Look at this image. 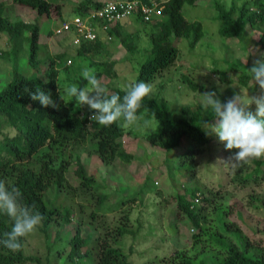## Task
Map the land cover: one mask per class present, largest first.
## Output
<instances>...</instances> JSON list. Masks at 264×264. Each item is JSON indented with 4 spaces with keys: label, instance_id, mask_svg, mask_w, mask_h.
<instances>
[{
    "label": "trees",
    "instance_id": "16d2710c",
    "mask_svg": "<svg viewBox=\"0 0 264 264\" xmlns=\"http://www.w3.org/2000/svg\"><path fill=\"white\" fill-rule=\"evenodd\" d=\"M14 1L34 9L38 18L43 16L53 18L54 13H57L59 17L61 16L57 25L66 18L63 14V3L66 0ZM196 1H164L163 15L153 21L155 29L150 34L153 56L141 64L137 82L155 81L169 71L180 56L178 44L183 38L188 39L192 48L196 47L203 38V23L199 20H188L182 11L186 3L194 4ZM250 2L255 6L253 7ZM101 4L102 1L98 0H81L75 4L73 11L75 15H83ZM215 6L220 10L218 17L223 22L220 34L224 37L240 38L247 26L261 29L264 25V0H246L239 7L237 15H235V6L225 10L219 1L215 2ZM137 18L144 22L140 15ZM119 23L110 31L113 39L125 44L128 51H136L137 43L134 36L128 31L123 33L121 29H117ZM40 26L39 22H27L19 17L8 15L4 2L0 1V32L9 35L11 42L15 44V52L22 46L25 47L26 43L29 44L28 62L36 70L32 74H26L19 70L15 63L12 79L6 80L5 86L0 90V180L21 191L22 204L35 206L33 211L43 217L39 229L49 241L50 227L60 228L72 223L78 211L76 208L77 214L74 208L63 211L61 206L55 203L50 204L46 199L47 194L52 190L57 193L59 189H69L78 192L77 195L89 198L90 194H84L96 184L95 175L87 170L83 162L82 151L97 154L106 164H111L117 159L130 162L133 154L126 150L122 141L125 135L132 134L123 120L105 127L89 118L93 111L74 108L75 100L67 104L59 100L58 88L62 94L59 84L60 69L61 67L70 68L69 58H64V52L52 54L49 46L46 45L48 50L46 49L45 54L48 53L44 60L40 58ZM48 33V36L54 35V30ZM102 39L99 38L95 42H82L77 53L91 59L92 53L95 54L104 46ZM261 39L264 42V35ZM9 52L11 51L7 50L3 54L7 56V54L10 55ZM7 58L11 57L7 56ZM42 62H45L44 67L39 68ZM91 63L92 65L100 63L104 66L98 69V79L102 74L112 77L118 75V72L114 70L117 60L102 62L92 60ZM226 66L228 67L224 70L215 66L213 71L219 73L221 78L229 83L233 81L228 76L229 72H236L239 74L241 85L251 87L252 78L248 72L250 65L240 61L226 64ZM181 78L194 89L204 88L191 78L190 72H183ZM72 81L78 84V87L87 86V81L82 76L78 79L73 78ZM160 86L162 87L163 84L161 83ZM105 87L109 96L119 94L122 98L125 94V88ZM38 88L41 91L50 92L53 99L58 100L60 109L45 108L38 101H32L30 93ZM253 90L256 91V89ZM258 94L259 96L255 97H264V89H261ZM251 110L253 112L256 110L254 103L251 105ZM148 111L159 120L158 128L145 137L150 144L169 154L181 149L177 157V160H180L178 168L187 169L191 183L185 184L173 193L176 199V206L173 208V224L179 226V223L185 222L192 225L195 229L194 244L196 246L205 244L198 246L197 253L200 259L182 252L169 257H151L144 262L132 261L129 254L119 245V241L128 234L137 235V230L133 229L130 211L122 206L121 210L119 208L117 210L121 214L115 226L109 224L107 220L100 222L99 218L102 214L99 208L93 210L91 216L99 221L95 226V230L99 231L97 235L91 234L84 237L81 229L84 221L77 217L78 226L75 232L67 237V243L71 247L64 264L70 262L78 264L81 259H88L91 264H264V246L252 243L248 234L234 225V221L226 220L232 210L218 202L221 195L211 188L205 189L199 181L193 180L197 166L196 157L212 144L224 146L215 133L207 132L203 128L204 122H215L211 111L205 114L202 108L185 105L180 110L181 115H177L159 92L157 94L152 92L150 98L145 97L137 115ZM227 151L232 155L238 150ZM174 160L176 161V158ZM74 162L77 164L75 173L80 181L77 185L72 184L67 177V172ZM253 163L255 164L253 167L243 166L236 169L232 180L245 188L261 185L264 182V159H254ZM172 169L169 165L171 175H173ZM103 187L105 186L97 184L92 192L99 207L111 198V193L102 191ZM142 192H144L143 189ZM255 198L253 195L252 200ZM126 199L131 204L138 201V196L133 195ZM256 199L263 201L261 197ZM109 211L104 212L103 217H106ZM238 216L242 218L243 215L238 212ZM12 226V219L0 213V240ZM26 240L27 237L22 238V248L17 252H12L0 243V264H27L28 262L43 264L40 257L26 254ZM50 249L53 250V247L51 246ZM58 251L60 253L63 250L59 248ZM49 257L48 255L47 264H49Z\"/></svg>",
    "mask_w": 264,
    "mask_h": 264
},
{
    "label": "rangeland",
    "instance_id": "374dc122",
    "mask_svg": "<svg viewBox=\"0 0 264 264\" xmlns=\"http://www.w3.org/2000/svg\"><path fill=\"white\" fill-rule=\"evenodd\" d=\"M6 6V13L12 17H19L27 22L41 23L40 36V58L44 60L46 49H50L52 54L64 52V58H73L69 69L61 67L59 84L63 91L66 87L74 84L73 78H80L84 67L95 70L104 66L100 63L91 61L117 60L114 68L118 75L115 77L102 74L99 80L102 85L112 87L126 88L128 83L137 79L141 64L148 58L153 56L151 52L150 34L152 33L153 23H143L135 21L133 25L128 26V32L134 36L137 43V49L134 52L127 50L125 44L113 39L110 41L107 53L101 55H92L91 59H87L77 53V46L71 42L72 34L49 35L59 22L60 17L54 13V17H39L29 6L16 3L14 0H0ZM81 0H66L63 3L64 17L69 18L75 15L73 7ZM106 1V0H98ZM219 1L225 10H230L232 6L236 7L235 15L238 14L239 7L246 0H216ZM215 0H197L194 4L186 3L183 7L184 16L190 20H199L203 23L204 36L196 47L192 48L187 38H183L178 46L180 48V56L175 65L158 77L157 80L149 82L152 86L153 93L159 92L162 98L168 101L171 109L177 115H181L180 110L185 105L192 108H201L200 103L203 94L215 91L217 97L222 103L227 102L234 95L247 92L249 97L259 96L261 91L251 79V87L242 86L239 81V74L229 72L231 83L221 78L219 73L213 71L215 66L225 69L226 64L239 63L250 65L264 58V25L261 29L247 26L241 34L242 39L237 37H224L220 34L222 20L218 17L219 11L215 6ZM253 5L252 2H250ZM255 5H253L254 7ZM130 18V17H129ZM109 43V42H105ZM48 44V45H47ZM129 44V43H128ZM49 46L48 48L45 47ZM15 44L11 42L8 34L0 32V90L5 86L6 80L13 77V67L16 63L19 70L26 74H32L34 70L28 62L29 44L25 47L14 51ZM11 51L7 58L3 52ZM16 62H13L15 61ZM42 62L39 68L44 67ZM46 65V64H45ZM183 72H190L191 78L203 89H194L190 87L181 75ZM163 84L161 87L160 84ZM78 86V84H76ZM253 89H256L254 92ZM66 100L73 99L65 96ZM71 102V101H69ZM68 102V103H69ZM74 108H79L74 105ZM84 111L89 108L84 106ZM210 111V110H209ZM207 111V112H209ZM206 114V112L203 110ZM139 116V120L132 126L126 125L132 134H127L122 138L125 148L133 154L130 162L117 159L111 164L104 163L97 154H89L82 151L81 157L87 170L96 177L95 186L88 189L84 195H77L69 189H59V191H50L46 199L50 204L59 205L62 210L67 208L76 209L78 215L72 223L65 224L60 228L57 226L50 227V239L47 240L45 234L38 229L27 237L25 251L28 255H34L41 258L43 264H47V256L49 255V264H64L67 253L70 250L68 238L75 232L78 226V219L84 221L81 224L82 235H97L95 226L99 223L98 219L91 216L93 210L99 208L101 217L100 222L107 220L109 224L115 226L120 219V211L122 206L130 211L131 223L137 235H126L119 241V245L129 254L134 262H144L151 257H169L171 255L180 254L182 252L196 257L198 260V246L194 244L193 234L195 229L190 223L181 222L179 226L173 224V208L176 206V199L173 193L182 188L185 184L191 183L189 173L184 167H179L180 160L177 157L180 150L175 153H167L165 150L151 145L145 138L147 134L158 128L159 120L149 111ZM137 135V137H135ZM216 143V142H214ZM231 153H229L223 145L212 144L196 157L197 166L194 170L195 177L193 180L199 181L204 188H211L221 195L218 199L221 205L232 210L226 217L227 221H234V225L239 226L244 233L248 234L250 241L255 244L264 246V182L259 186L242 187L236 184L232 177L236 171L228 162ZM176 158L175 163L173 159ZM264 159V158H260ZM173 162H172V161ZM170 163V164H169ZM172 163V164H171ZM169 165L173 168V175L169 173ZM253 161L245 166L253 167ZM77 164L74 162L68 172L69 181L77 185L80 183L75 173ZM97 184L105 186L103 192L111 195V198L102 206H98L92 192L96 189ZM142 189L144 192H142ZM81 192V191H80ZM84 193L83 191L81 192ZM88 193V194H87ZM137 195L138 201L129 204L125 200L130 196ZM261 197L263 201L256 198L252 200V196ZM80 198H79V197ZM123 200H125L123 202ZM95 201V203H94ZM259 205V206H258ZM76 208V209H75ZM110 210L106 217L104 212ZM212 210V208H211ZM210 210V211H211ZM240 212L242 218L238 216ZM211 216V215H210ZM78 217V219H77ZM139 221L140 223H138ZM142 224V226H141ZM139 226H141L139 228ZM53 247V250L50 247ZM59 248L63 250L59 253ZM51 250V252H50ZM202 259V257H201ZM27 264H38L36 262ZM68 264H71L68 263ZM78 264H91L88 259H81Z\"/></svg>",
    "mask_w": 264,
    "mask_h": 264
},
{
    "label": "clouds",
    "instance_id": "9594fccd",
    "mask_svg": "<svg viewBox=\"0 0 264 264\" xmlns=\"http://www.w3.org/2000/svg\"><path fill=\"white\" fill-rule=\"evenodd\" d=\"M252 81L264 89V58L257 60L248 69ZM82 77L87 81V86L78 87L72 84L66 87L59 100L67 104L75 100L76 106H87L93 114L89 117L92 121L102 126H111L123 120L128 126L136 124L139 120L138 110L142 107L145 97L151 96L152 86L143 81L132 80L124 89L121 98L119 94L109 96L107 88L101 84L94 69L84 67ZM65 96L74 98L65 100ZM32 101H38L42 107L60 109L58 100L53 99L50 92L41 91L39 88L30 93ZM256 110H251L252 104ZM200 107L211 111L215 122H204L207 132L215 133L219 141L224 143L225 149H237L228 162L233 169H239L250 164L254 159L264 158V97H249L247 92L234 95L227 102L222 103L215 91L203 94ZM21 191L6 185L0 180V213L7 215L13 221L10 231L3 234L0 243L4 247L17 252L22 248V238L33 234L41 225L43 217L34 212V205L27 206L21 203Z\"/></svg>",
    "mask_w": 264,
    "mask_h": 264
},
{
    "label": "built area",
    "instance_id": "2783aa9c",
    "mask_svg": "<svg viewBox=\"0 0 264 264\" xmlns=\"http://www.w3.org/2000/svg\"><path fill=\"white\" fill-rule=\"evenodd\" d=\"M165 0H106L83 15L65 18L55 26V35L72 34V42H95L99 38L113 40L111 29L124 19L140 15L144 22H153L163 15ZM72 63V60H68Z\"/></svg>",
    "mask_w": 264,
    "mask_h": 264
},
{
    "label": "crops",
    "instance_id": "0c3cea01",
    "mask_svg": "<svg viewBox=\"0 0 264 264\" xmlns=\"http://www.w3.org/2000/svg\"><path fill=\"white\" fill-rule=\"evenodd\" d=\"M135 21L137 22V21H141V20H139L138 18H137V16H132V17H130V18H126V19H124L122 22H120L119 23V26H117V29H121V31L124 33L125 31L127 32V30H128V26H130V25H133V23H135ZM142 22V21H141ZM144 23V22H143ZM153 23V24H152ZM151 24L153 25V27H155L154 26V22H152ZM54 30V29H53ZM153 31H154V29H153ZM152 31V32H153ZM69 35V34H68ZM103 41H104V46H102L100 49H98L96 52H95V54L96 55H101V54H104V53H107L108 52V50L110 49V47L108 46L107 47V45L108 44H110V41H107V40H104V39H102ZM71 42H72V39H71ZM105 42H109V43H105ZM78 48H79V46H77V50H78ZM107 48H109V49H107ZM92 55H94V53H92ZM74 60L73 58H69L68 60Z\"/></svg>",
    "mask_w": 264,
    "mask_h": 264
}]
</instances>
